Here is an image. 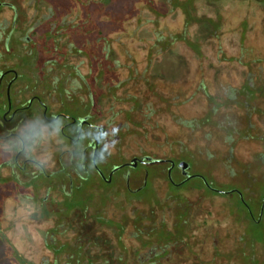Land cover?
<instances>
[{
	"label": "flooded vegetation",
	"instance_id": "obj_1",
	"mask_svg": "<svg viewBox=\"0 0 264 264\" xmlns=\"http://www.w3.org/2000/svg\"><path fill=\"white\" fill-rule=\"evenodd\" d=\"M148 1V21L131 25L148 27L144 55L117 59L109 53L104 0H0V264H229L214 241L204 250L200 204L179 194L189 184L237 192L260 220L264 196L256 219L239 188L222 189L200 169L198 152L156 144L157 135L187 141L178 135L187 121L176 116L188 102L170 90L181 105L169 106L151 75L161 66L155 61L186 65L187 54L166 52L192 44L190 37L201 46L192 30L201 10L221 0ZM110 73L120 78L114 91Z\"/></svg>",
	"mask_w": 264,
	"mask_h": 264
},
{
	"label": "rangeland",
	"instance_id": "obj_2",
	"mask_svg": "<svg viewBox=\"0 0 264 264\" xmlns=\"http://www.w3.org/2000/svg\"><path fill=\"white\" fill-rule=\"evenodd\" d=\"M207 1L211 3L212 0ZM216 2L213 9L201 10V22L192 30L194 37L204 39L201 46L197 45L198 39L195 38L193 43L190 37L188 42L192 44L178 45L166 52L187 54L186 65L176 59L155 61L161 66L151 75L160 79L155 82L170 101L169 106L176 110V106L181 105L178 100L171 99L170 90L181 93L182 101L188 102L183 106V113L176 116L179 119L181 115V119L187 121L183 130L178 129V135H184L187 141L175 142L173 134L172 141L168 142L162 135H157L156 144L158 148L168 144L187 145L188 149L198 152L204 158L200 157V169L209 172L214 185L222 189L239 188L258 219L264 196V0ZM104 6L102 21L109 40H112L110 43L113 42L109 53L117 59L144 55L142 48L145 49L148 42L141 39L150 37L148 27L134 31L131 25L148 21L149 1L104 0ZM76 12L79 13L78 9ZM100 15L98 5L93 9L96 23H100ZM217 23H220L217 29L211 27ZM201 53L204 55L198 57ZM108 80L110 89L116 90L114 86L120 84L119 74L110 73ZM152 86H155L154 80ZM129 87L134 89L133 93L137 92L133 83ZM200 117L210 118L212 126L201 125ZM166 120V116L161 118L163 127L174 133L173 125ZM220 122L230 125L220 128ZM209 160L214 161L213 166ZM198 180L193 179L194 182ZM161 193L162 190L156 191L157 196ZM179 194L200 204L195 214L203 220L207 253L214 241L220 261L228 260L230 256L229 264H264V212L260 220L255 221L237 192L214 193L206 187L197 190L189 184L182 187ZM168 195L169 191L160 197L165 199ZM30 243L31 239L25 242L26 251L30 249Z\"/></svg>",
	"mask_w": 264,
	"mask_h": 264
}]
</instances>
